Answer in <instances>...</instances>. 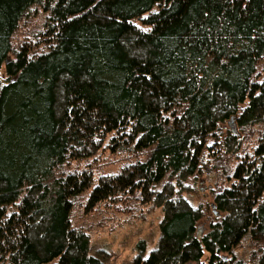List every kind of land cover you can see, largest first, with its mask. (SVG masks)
Here are the masks:
<instances>
[{"label":"trees","instance_id":"trees-1","mask_svg":"<svg viewBox=\"0 0 264 264\" xmlns=\"http://www.w3.org/2000/svg\"><path fill=\"white\" fill-rule=\"evenodd\" d=\"M104 149L135 161L93 185ZM206 167L194 208L177 192ZM89 190L162 209L135 264H264V0H0V264H106L72 224Z\"/></svg>","mask_w":264,"mask_h":264},{"label":"rangeland","instance_id":"rangeland-1","mask_svg":"<svg viewBox=\"0 0 264 264\" xmlns=\"http://www.w3.org/2000/svg\"><path fill=\"white\" fill-rule=\"evenodd\" d=\"M38 15L36 17L33 11L29 18H25L20 24L13 39L14 49L18 50L22 45L35 42V36L42 31L45 21V14L42 11ZM228 124L235 135L240 138L245 137L242 138L245 141L238 154L251 151L255 144L253 140L255 133L247 130L246 135H241L234 121ZM209 154L213 155V153ZM130 157L132 156L127 153H112L109 149L98 153L89 161V166L92 167L93 185L97 184L100 177L117 174L125 165L134 162L135 159ZM207 165L211 167V164ZM85 167L87 164L83 162L79 167L72 165L71 170L77 168L80 170ZM208 168L206 167L201 175L190 178L183 185V190L179 189L177 192V194L181 192L194 208L203 206L208 209L206 206L213 200V183L221 179L218 174H211L212 171L209 172ZM89 194L90 190L77 201L72 212V224L76 229L88 234L91 253L103 256L106 264H135L140 255L148 257L159 243V226L163 219L162 209L153 208L151 204L137 203L129 198L124 200V198L120 200V203H101L88 210ZM211 211L214 213L215 210ZM200 226L201 230L206 227L204 224ZM141 243H143L144 253L139 249Z\"/></svg>","mask_w":264,"mask_h":264},{"label":"water","instance_id":"water-1","mask_svg":"<svg viewBox=\"0 0 264 264\" xmlns=\"http://www.w3.org/2000/svg\"><path fill=\"white\" fill-rule=\"evenodd\" d=\"M212 208L214 209V206L212 205ZM203 231L201 229L198 230V237H202Z\"/></svg>","mask_w":264,"mask_h":264},{"label":"snow or ice","instance_id":"snow-or-ice-1","mask_svg":"<svg viewBox=\"0 0 264 264\" xmlns=\"http://www.w3.org/2000/svg\"><path fill=\"white\" fill-rule=\"evenodd\" d=\"M136 27H139V25H136ZM143 31L147 32V31H149V29L145 28V29H143Z\"/></svg>","mask_w":264,"mask_h":264}]
</instances>
